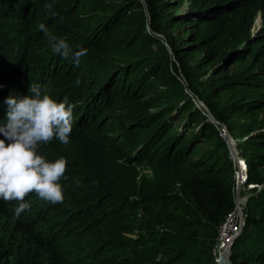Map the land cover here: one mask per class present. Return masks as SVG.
Returning a JSON list of instances; mask_svg holds the SVG:
<instances>
[{"label":"trees","instance_id":"1","mask_svg":"<svg viewBox=\"0 0 264 264\" xmlns=\"http://www.w3.org/2000/svg\"><path fill=\"white\" fill-rule=\"evenodd\" d=\"M31 84L74 105L69 143L38 144L67 160L64 200L30 193L16 219L17 202L0 199V264H217L235 170L195 101L261 187L232 260L264 264V0H0V127L5 100Z\"/></svg>","mask_w":264,"mask_h":264},{"label":"clouds","instance_id":"2","mask_svg":"<svg viewBox=\"0 0 264 264\" xmlns=\"http://www.w3.org/2000/svg\"><path fill=\"white\" fill-rule=\"evenodd\" d=\"M52 7V4L45 5L50 13ZM38 28L48 37L54 53L69 57V44L65 39L51 35L43 23ZM79 83L77 80L76 84ZM29 92V96H9L5 100L7 123L0 127L4 137L0 139V199L17 202L12 209L16 219L30 208L25 201L30 193L53 204L63 202L59 181L65 176L67 160L60 157L48 161L38 154V144L55 138L66 145L72 133L74 105L67 97L57 102L48 94L47 87L42 91L39 84H31Z\"/></svg>","mask_w":264,"mask_h":264},{"label":"built area","instance_id":"3","mask_svg":"<svg viewBox=\"0 0 264 264\" xmlns=\"http://www.w3.org/2000/svg\"><path fill=\"white\" fill-rule=\"evenodd\" d=\"M196 105L198 106V102ZM222 131V127H221ZM234 166L235 182L233 193L235 197V207L227 215L225 220L218 227L216 244L213 248L215 262L220 264V255L234 235L242 232L246 225L247 201L249 196L260 189L259 185L248 184V164L238 152V162L236 163L231 155Z\"/></svg>","mask_w":264,"mask_h":264},{"label":"water","instance_id":"4","mask_svg":"<svg viewBox=\"0 0 264 264\" xmlns=\"http://www.w3.org/2000/svg\"><path fill=\"white\" fill-rule=\"evenodd\" d=\"M198 107H202L204 108L208 114H209V118L211 120L212 123H214L215 125H218L220 127H222V131H221V136L226 139L228 146L230 148V153L234 159V161L237 163L238 162V151L236 149V144L233 140V138L231 137V135L229 134L227 128L225 127V125L219 123L209 112V109L202 103V102H198ZM240 233L237 235H234L232 237V239L230 240V242L228 243V245L226 246L225 250L221 253L220 255V264H235L232 260V250H233V246L235 241L238 239Z\"/></svg>","mask_w":264,"mask_h":264},{"label":"rangeland","instance_id":"5","mask_svg":"<svg viewBox=\"0 0 264 264\" xmlns=\"http://www.w3.org/2000/svg\"><path fill=\"white\" fill-rule=\"evenodd\" d=\"M258 18H259V25L257 26L255 23H254V27H253V30H252V32L255 34L256 32H258L259 31V29L262 27V17H261V15L259 14L258 15V17H257V19L255 20V22L258 20ZM234 142H235V144L237 143V141H235L234 140ZM203 148H206V146H201V151H204V149ZM140 174L143 176V177H148V178H152L153 177V173H152V171L151 170H149L148 168H140Z\"/></svg>","mask_w":264,"mask_h":264},{"label":"bare ground","instance_id":"6","mask_svg":"<svg viewBox=\"0 0 264 264\" xmlns=\"http://www.w3.org/2000/svg\"><path fill=\"white\" fill-rule=\"evenodd\" d=\"M258 20H259V18H258ZM255 24L258 26L259 24L257 23V21L255 22Z\"/></svg>","mask_w":264,"mask_h":264}]
</instances>
